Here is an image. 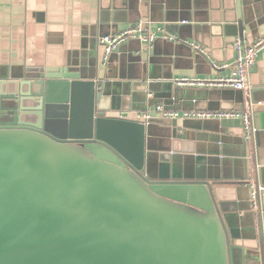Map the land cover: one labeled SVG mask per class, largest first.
Masks as SVG:
<instances>
[{"label": "water", "instance_id": "obj_1", "mask_svg": "<svg viewBox=\"0 0 264 264\" xmlns=\"http://www.w3.org/2000/svg\"><path fill=\"white\" fill-rule=\"evenodd\" d=\"M106 80L68 67L0 77V264H237V211L221 187L250 184L256 166L237 181L161 176L146 142L156 118L107 115ZM164 98L151 105L179 109ZM256 193L249 261L264 264Z\"/></svg>", "mask_w": 264, "mask_h": 264}, {"label": "crops", "instance_id": "obj_2", "mask_svg": "<svg viewBox=\"0 0 264 264\" xmlns=\"http://www.w3.org/2000/svg\"><path fill=\"white\" fill-rule=\"evenodd\" d=\"M139 20L151 28L163 25L177 40L158 38L145 47L131 38L107 58L101 37ZM263 38L264 0H0V77L17 76L27 67H68L86 77H107V115L133 121L154 107L151 102L168 96L182 110L247 111L249 136L236 118H156L146 142L162 154L164 161L158 166L157 160L153 170L163 177H192L209 169L219 179L237 181L250 179L256 166L250 184L221 187V200L237 211L231 222L237 264H251L259 246L250 227L256 208L251 193L264 187V44L242 90L191 87L176 79L231 74L235 41L245 53ZM223 64L227 67L217 68ZM199 156L206 160L198 162Z\"/></svg>", "mask_w": 264, "mask_h": 264}, {"label": "built area", "instance_id": "obj_3", "mask_svg": "<svg viewBox=\"0 0 264 264\" xmlns=\"http://www.w3.org/2000/svg\"><path fill=\"white\" fill-rule=\"evenodd\" d=\"M131 38L139 39L145 47H151L154 41L158 38L177 40L174 35L166 33L163 25H157L154 28L148 26L143 20H139L135 24L126 27L122 31H118L115 34L101 37V43L104 46L105 55L108 56L121 44L125 43ZM189 44L201 52H206L203 47L193 41H187ZM264 44V38L259 39L249 45L245 53L241 52L240 41H235V49L237 51V57L235 62V70L228 75L214 76V77H202V76H184L176 79L177 84L191 86V87H205V88H232L236 90H242L247 85V72L253 68L256 64V59L260 47ZM227 65H217V68H226ZM154 118H163L170 120L178 119H240L243 121L244 131L246 136H249L252 131V124L250 115L247 111L242 110H182V109H169L164 104H156L152 109H148L143 112H139L138 120L148 124ZM264 189V187H261ZM256 190L251 193L253 201L256 200Z\"/></svg>", "mask_w": 264, "mask_h": 264}]
</instances>
